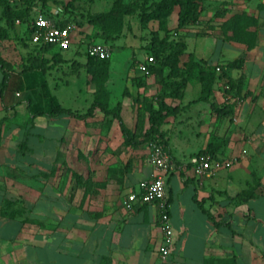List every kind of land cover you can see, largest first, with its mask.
I'll list each match as a JSON object with an SVG mask.
<instances>
[{
    "label": "crops",
    "instance_id": "0c3cea01",
    "mask_svg": "<svg viewBox=\"0 0 264 264\" xmlns=\"http://www.w3.org/2000/svg\"><path fill=\"white\" fill-rule=\"evenodd\" d=\"M242 12L259 19L251 27L258 32L253 48L224 34L225 21ZM27 30L18 20L10 37L0 39V54L16 73L7 104L0 87V264H264V0H205L201 20L179 31L187 42L182 62L194 53L221 69L207 98H202V82L195 75L183 98L173 101L182 110L163 125L174 161L167 204L175 242L166 260L161 254L160 203L126 204L129 193L139 191L140 182L156 172L150 148L143 151L149 155L144 163L135 152L136 162L128 169L108 170L96 163L105 158L103 150L88 153L93 166L86 175L94 183L80 186L68 180L63 161L79 163L78 145L86 137L93 135L90 142L99 143L109 136L99 134L98 125L86 135L79 131L78 118L69 114H33L54 94L50 72L26 68L28 43L37 45L18 39ZM191 35L214 36L223 47L220 57L190 50ZM239 58L241 65H229ZM4 78L0 66V84ZM230 79L240 88H231ZM112 82L110 72L108 84ZM150 82L154 88L160 85L154 77ZM193 82L198 93L189 96ZM19 99L23 101L15 104ZM180 145L189 146V160L182 159L186 150H179ZM208 149L238 161L212 175H199L191 157ZM131 155L125 151L120 158Z\"/></svg>",
    "mask_w": 264,
    "mask_h": 264
},
{
    "label": "rangeland",
    "instance_id": "374dc122",
    "mask_svg": "<svg viewBox=\"0 0 264 264\" xmlns=\"http://www.w3.org/2000/svg\"><path fill=\"white\" fill-rule=\"evenodd\" d=\"M32 0H28L31 2ZM35 1V0H34ZM38 1V0H37ZM41 0H39L40 2ZM47 5L54 11L60 7L65 9L66 3L70 0H46ZM74 3L73 13L70 14L71 19L78 21V29L75 31L73 45L70 49L64 50L63 54L65 61L56 62L53 58L59 47L55 46L53 49H43L40 46L28 43L31 47L30 60L33 57H42V65L46 67L44 71L50 72L47 76L52 84V91L55 98L65 105L70 107H76V111L86 113L91 107L93 100L96 97L98 87L96 84H92L91 75L88 72L87 61L88 56L86 54L87 47L90 43L94 42H109L107 35L100 27L90 23L88 15L90 13H99L111 10L116 4L117 0H72ZM128 3L131 0H123ZM213 1V0H212ZM17 6L25 7L26 3L22 0H11ZM44 0H42L43 4ZM212 5L213 2H210ZM208 5V4H207ZM210 5V4H209ZM40 8V7H38ZM69 15V14H65ZM179 17V9L173 12L170 16L168 26L170 28L177 24ZM121 28L115 31L114 44L111 48V69L110 72L113 76V82L107 86L111 91L109 98L111 107H115L118 103H121L120 113L122 114L124 121L129 128V136L135 141L136 144H127L124 132L119 124V121L113 114H104L100 109L97 113L84 119L78 118V123L81 125L79 131H83L86 135H91L92 127L98 125L99 134H105L109 136V139L100 138L99 143L90 142L94 137H86L85 142L79 144L78 150L80 151L79 163L76 160L67 159L63 161V169L66 173L68 180L72 178L73 183H77L80 186L87 185L93 180L88 178L86 173L92 170L93 159H88V153H96L103 150L105 153V160L99 158L96 163L102 165L105 164L106 169L111 168H131L132 164L136 162L134 153L138 151L140 160L147 161L148 154L143 152L147 147L150 148V143L154 140H150V137L146 134V130L149 127L146 119V101L150 98L156 99L157 96L169 88L170 77L168 73L170 71L169 66H163L161 62L157 63V70L144 75L139 69L140 62L144 61L147 54L151 52L153 45L154 35L158 34L162 39L167 35L170 39L178 40L182 38L176 27L170 28L168 33L165 30H161L158 21H151L146 25H143L140 21L138 13L127 14L121 17ZM156 31V32H155ZM216 30L213 28L212 33L216 34ZM17 38V37H15ZM20 40L24 38L18 37ZM86 39V40H83ZM30 41V40H29ZM189 48L196 51L199 55H208L216 59L220 57L223 47L221 42L214 36H189ZM163 55L168 54L170 47L167 43L163 42ZM186 56H183V58ZM110 77V75H109ZM154 77L160 85L158 88H154L150 79ZM109 79V78H108ZM115 79V80H114ZM127 81V84H125ZM57 83H62V89L55 88ZM66 83V84H65ZM154 84V83H153ZM198 84L192 83L189 86L187 95L195 96L198 93ZM91 88V89H90ZM60 91L62 93L60 94ZM62 95V96H60ZM49 100L42 101V106L47 107ZM35 106L36 103L33 102ZM143 126V128H142ZM179 129V127H177ZM174 131V130H173ZM176 131V130H175ZM177 133V131H176ZM103 136V135H102ZM97 139V138H96ZM175 143V138L173 139ZM193 147H190L192 149ZM189 146L180 145L179 150L185 151L183 160H189V153L187 152ZM128 151L132 155L123 160L120 158V154ZM86 152V153H85ZM119 156V157H118ZM86 158V159H85ZM95 162V161H94ZM105 168V167H104ZM77 169V170H76ZM92 177V176H91ZM263 260L258 261V264H262Z\"/></svg>",
    "mask_w": 264,
    "mask_h": 264
},
{
    "label": "trees",
    "instance_id": "16d2710c",
    "mask_svg": "<svg viewBox=\"0 0 264 264\" xmlns=\"http://www.w3.org/2000/svg\"><path fill=\"white\" fill-rule=\"evenodd\" d=\"M26 3L25 7L17 6L11 0H0V22L4 21L5 25L0 24V39L10 37V30L15 29L17 21L27 25L28 30L24 38L30 40L32 35L31 21L35 13V8L40 7L46 14L57 18L61 17L59 21L61 25H67L73 21L78 26V21L73 20L70 14H74V3L70 0L66 3L65 9L60 7L61 12L55 14L54 10L47 5V1L44 0H22ZM205 0H131L126 3L123 0H117L114 7L105 12L90 13L88 19L90 23L100 27L107 35L109 44H114L115 31L121 28V17L127 14L138 13L140 21L143 25L148 24L151 21H158L161 30H165L168 33L170 28L168 26L169 17L173 14L176 8L179 9V19L177 30L180 31L186 27L197 24L201 20L202 13L204 11ZM65 14H69L66 15ZM219 14V12L217 13ZM216 14V15H217ZM259 25V19L250 15L247 12L237 13L231 16L224 23V34L228 39L242 41L247 44L249 48H253L258 40V32L255 29H251L253 26ZM156 32V31H155ZM231 32V33H230ZM21 38V39H22ZM153 45L151 52L147 54L153 55L156 62L150 66L151 73L157 70V63L161 62L163 66H169L170 71L168 77L169 88L160 93L156 99L150 98L146 101V119L149 123V127L146 130V134L150 137V140L161 142L165 148L170 152L169 141L167 139V132L163 129V125L168 121V118L173 115H177L182 107L180 104H174L173 101L181 99L184 96L185 88L188 82L197 75L203 86L202 98H207L213 91L214 84L218 78L217 67L210 61L199 60L194 53L189 54L187 61L182 62V56L187 52V42L183 38L178 40L170 39L167 35L162 39L159 35H154ZM163 42L167 43L170 47L168 54L163 55ZM43 49H53V45H42ZM112 48V45H110ZM62 49L57 50L53 58L56 62L65 61V57ZM88 56L87 68L91 75V80L98 87L96 97L86 113L75 111L71 108L63 106L58 100L51 96L47 107L42 106L41 109H37L33 112L34 115H49L58 116L61 114H69L79 119H84L94 115L96 109H100L104 114H113L119 121V124L124 132L127 144H136L135 141L129 136V128L127 127L122 114L120 113L121 103H118L115 107L110 105L111 91L107 86V81L110 75L111 59L110 58H97ZM243 62V58L236 59L229 63L230 66H239ZM0 66L5 72L4 81L0 84L2 99L7 104V94H11V81L16 73L11 69V64L0 54ZM29 70H36L42 68L46 69L42 65V57L36 56L30 60V64L26 67ZM231 88H240L234 79L229 80ZM31 104L33 105V100ZM23 99H19L15 104H19ZM229 112V111H227ZM143 128V126H142ZM201 153H212L219 155L217 151L208 149Z\"/></svg>",
    "mask_w": 264,
    "mask_h": 264
},
{
    "label": "built area",
    "instance_id": "2783aa9c",
    "mask_svg": "<svg viewBox=\"0 0 264 264\" xmlns=\"http://www.w3.org/2000/svg\"><path fill=\"white\" fill-rule=\"evenodd\" d=\"M60 12V8L54 11L55 14H59ZM61 19V17L54 18L43 12L41 8L36 7L31 21L32 42L40 46L47 44L57 46L62 50L70 49L78 27L73 21L67 25H61L59 24ZM87 53L97 58H110L111 48L106 43L94 42L88 45ZM155 62V57L149 55L146 60L140 62L139 69L144 74H150V66ZM220 69V67H217V70ZM149 154L150 161L154 165L156 172L151 178L140 182L139 191L132 190L129 193L126 204L131 206L137 201L142 203H160L162 210L160 224L164 233L161 254L163 260H166L172 252V246L175 242L174 224L167 204V178L174 167V161L171 153L159 141H152L150 143ZM237 161L236 157L223 158L212 153L197 154L191 157L190 160L195 172L199 175H212L222 168L233 166Z\"/></svg>",
    "mask_w": 264,
    "mask_h": 264
}]
</instances>
